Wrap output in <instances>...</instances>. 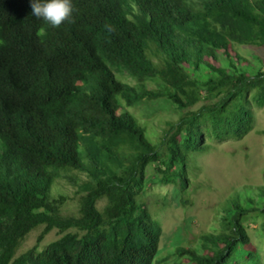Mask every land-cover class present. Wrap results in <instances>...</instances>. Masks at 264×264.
Wrapping results in <instances>:
<instances>
[{
    "label": "trees",
    "instance_id": "1",
    "mask_svg": "<svg viewBox=\"0 0 264 264\" xmlns=\"http://www.w3.org/2000/svg\"><path fill=\"white\" fill-rule=\"evenodd\" d=\"M72 4L75 23L53 28L31 15L29 0H0V264L166 262L155 259L161 225L137 195L151 180L184 192L188 153L205 150L208 137L239 140L252 129L264 69L234 46L264 48V0ZM159 97L183 111L160 139L165 159L125 108ZM60 178L82 192L76 215L62 213L64 195H50ZM219 209V231L195 248L175 246L174 264L253 257L245 221H264V185ZM39 225L36 242L15 255ZM52 229L61 236L40 249Z\"/></svg>",
    "mask_w": 264,
    "mask_h": 264
},
{
    "label": "rangeland",
    "instance_id": "2",
    "mask_svg": "<svg viewBox=\"0 0 264 264\" xmlns=\"http://www.w3.org/2000/svg\"><path fill=\"white\" fill-rule=\"evenodd\" d=\"M234 47L255 68L259 66L264 69L263 47ZM151 57L157 61L156 57ZM253 57H258L259 61ZM115 75L123 81L122 74L115 72ZM148 87L156 89L159 85L155 81H148ZM202 103L203 101L198 102L189 109H196ZM125 108L144 127L146 137L156 147L160 158L165 159L167 152L160 144V139L168 128V123L176 122L183 111L178 110L165 97L143 99L138 105ZM252 109L255 115L253 127L242 139L218 142L208 137L205 150L188 153L186 173L189 184L184 192L177 184H160L151 180V184L137 195V201L146 204L162 229L155 259L168 255V260L153 264H174L176 257L171 252L175 246L195 248L199 244L200 235L219 231V207L227 198L245 187L264 185V135L260 132L264 129V106L261 108L254 105ZM154 169V165L147 166V178L154 175ZM79 177L85 178L83 175ZM57 193L66 197L61 207L62 213L76 215L82 194L78 187L69 184L65 178H60L53 183L50 195L53 198ZM104 203L101 200L97 206L101 208ZM245 224L250 238L248 247L254 248V251L250 250L253 257L242 254L237 257L238 264H264L263 218L249 217ZM41 230V225L32 229L17 248L15 255L30 248ZM59 236L61 234L52 229L40 241V249Z\"/></svg>",
    "mask_w": 264,
    "mask_h": 264
},
{
    "label": "clouds",
    "instance_id": "3",
    "mask_svg": "<svg viewBox=\"0 0 264 264\" xmlns=\"http://www.w3.org/2000/svg\"><path fill=\"white\" fill-rule=\"evenodd\" d=\"M29 3L31 15L42 19L53 28H59L65 22L75 23L72 0H29ZM104 28L109 34L115 32L110 24H105Z\"/></svg>",
    "mask_w": 264,
    "mask_h": 264
}]
</instances>
